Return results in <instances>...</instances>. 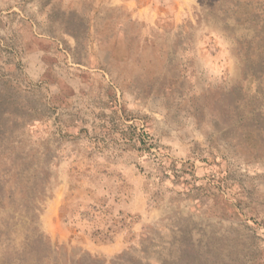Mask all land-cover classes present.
Segmentation results:
<instances>
[{
	"label": "rangeland",
	"instance_id": "obj_1",
	"mask_svg": "<svg viewBox=\"0 0 264 264\" xmlns=\"http://www.w3.org/2000/svg\"><path fill=\"white\" fill-rule=\"evenodd\" d=\"M0 264H264V0H0Z\"/></svg>",
	"mask_w": 264,
	"mask_h": 264
}]
</instances>
